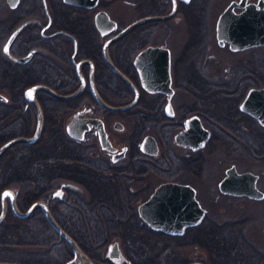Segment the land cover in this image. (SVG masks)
<instances>
[{
	"label": "flooded vegetation",
	"instance_id": "af4514ba",
	"mask_svg": "<svg viewBox=\"0 0 264 264\" xmlns=\"http://www.w3.org/2000/svg\"><path fill=\"white\" fill-rule=\"evenodd\" d=\"M168 3V9L159 10L163 5L162 0H0V80L6 81V86L9 87V96L5 94L7 99H0V103L9 104L6 115L9 117V140L33 137L36 134L39 124L37 102L43 117L41 133L33 143L20 141L9 147V180L0 189V215L3 210V192L9 189L8 194H10L5 195L6 213L0 222V251L12 249L9 247V242L13 238L19 239L22 243L28 242L25 238L35 236L39 239L44 238L40 227L44 222H49L44 210L37 207L27 216L22 214L27 213L36 201H45L55 219L97 264H162L159 258L163 254L192 246L205 248L207 253L205 236H201L198 241V236L191 234L190 227L186 228L184 234H169L153 228L140 215L139 206L149 199L162 182L178 181L193 185L191 182L176 179L161 181L153 188L145 183L149 175L162 170L161 165L164 163L166 164L164 172L169 173L172 163L171 156L168 160H160L164 141L152 133L143 135L142 128L145 125H152L161 131L168 132L171 126L181 125L182 128L174 135L175 142L187 153L199 152L197 157L189 158V163L196 162L195 167L201 170L205 159L203 150L211 148L213 132L206 125L203 110H194L187 117L182 116L181 121H177L174 98L178 86L175 85V80L178 78L184 82L189 81L193 68L196 70L195 79L206 80L207 75L204 76L195 66L210 64L215 67H224V65L228 67L230 61L217 58V50L239 55L246 51L264 49V44L234 49L231 41L225 38L220 41L218 37V23L223 15L240 17L250 9H257L264 16V0H177V11L173 17L179 14L187 21L189 16H196L201 25L199 41L197 44L190 42L186 44L183 54L186 58L183 62H179L181 64L179 70L175 68L176 60L168 41H150L157 35V24H160L162 30L170 33L169 21L173 17L146 21L125 31L127 26L140 18L169 14L173 7V0H168ZM206 18L213 19V25L211 24L210 28ZM209 33L211 39L213 35L218 48L206 46ZM8 39L9 54L4 49ZM146 40L149 42L144 43ZM239 43L238 40L234 41L235 45ZM150 45L168 48L172 57L171 70L175 88L172 97L175 111L173 116L166 113L168 94L163 91H150L142 85L141 70L136 59L138 54ZM106 50L115 65L139 90L137 103L128 109L111 110L105 107L97 100L92 89L93 76L100 96L114 106L126 104L136 96L135 90L109 66L105 57ZM238 67L239 72L242 66L238 65ZM227 70L220 72L227 76ZM252 73L260 75L261 71L254 69ZM111 75L119 84L111 83ZM236 77L238 80L248 79L247 75L243 76L241 73H236ZM39 85L42 87H37ZM262 86L264 85L255 87ZM81 88V92L73 98L62 99L58 96V94H73ZM29 91H32V97L27 95ZM127 91L130 94L128 98ZM112 97L120 100L115 101ZM240 103L238 107L242 111ZM126 111H133V128L131 126L130 133L124 135L123 132H126L127 128L115 115ZM244 113L258 121L249 113ZM194 114H197L203 126L212 132L211 138L205 145L197 149L180 145L175 138L176 134L184 128L185 120ZM75 119L79 121V127H87L82 139L74 138L68 132L69 124ZM94 120L103 122L111 149L103 147L100 131L94 125ZM239 125L238 122L231 124L232 128H239ZM149 134L153 135L158 142L157 154H150L142 148V142ZM253 142L257 144L255 139L251 138L245 148L241 146L245 144L242 141L239 143L238 138L228 139L227 143H233L228 149L237 154L231 156L229 160L225 159L227 154L223 150L218 151L221 174L217 183L218 199L216 200L219 210L223 212L221 223L218 222L220 234L216 256L219 264H223L226 257L229 259L237 257L239 264H254L255 261V264H264V247L251 248L242 240L239 233L245 221L243 213L240 214L242 218L239 217L233 221L224 219L230 211L246 209H250L255 215H261L264 219V149H256ZM62 143L70 147L71 154L61 156ZM220 144L224 145L223 142ZM237 144L240 146H236ZM45 147L53 148L54 154L32 155L29 153L37 148L43 151ZM246 149L249 150L248 154H245ZM122 152L124 155L114 160V157ZM63 158L70 161L64 164ZM77 159L91 169L90 172H86L90 180L83 181V177H81L83 179L79 178L84 175L78 174ZM239 159L246 160L248 165L240 164ZM101 160L107 162L106 167L98 165ZM231 169L233 171L230 173H235L232 189L248 190L251 193L223 191L221 182L229 175ZM245 172L252 173V176L244 179L237 175ZM136 185L139 189L135 187ZM193 186L196 188L195 185ZM141 192H144L145 197L136 202L138 196L142 195ZM80 194L87 201L86 207L90 215L94 212V217L97 218L100 215L98 211L113 210L115 212L110 215V221L118 220L132 224L130 230L134 234L115 237L111 243H105L107 242L105 234L83 235L82 237L95 239L90 241L91 245L84 240L81 241L62 223L77 222L78 211L82 210L81 203L77 199ZM205 208L208 210L207 207ZM124 210L131 213L125 219H116L115 214L118 212L120 214L116 216L123 217ZM85 216L86 214L84 218ZM31 222L38 224V231H36L38 234L32 233V236L29 234ZM100 237L103 241L96 240ZM59 239L64 241L63 247L59 248V253L63 256L60 264L81 263V258L66 239L60 235ZM115 243H117L116 251L113 249ZM196 260L210 264L203 259ZM192 261L194 260L187 261L185 264Z\"/></svg>",
	"mask_w": 264,
	"mask_h": 264
},
{
	"label": "rangeland",
	"instance_id": "374dc122",
	"mask_svg": "<svg viewBox=\"0 0 264 264\" xmlns=\"http://www.w3.org/2000/svg\"><path fill=\"white\" fill-rule=\"evenodd\" d=\"M163 5L159 8V10H166L169 7L168 0H162ZM133 17L135 15H132ZM208 21V28L213 25V19L206 18ZM199 21V20H198ZM188 22V23H187ZM171 23V31L167 33L165 30H162L160 24H157V35L154 36L155 42H163L168 41L169 45L173 49V56L176 60L175 68L177 70L180 69V61L186 56L184 54V49L187 43L191 40H194V37L197 36V33L200 32L199 29L195 27H199L197 24L195 27L182 15H176L171 18L169 21ZM201 26V25H200ZM191 27V28H190ZM149 41H145L144 43H148ZM211 46V48H218L216 43L214 42L213 35L212 39L210 37V33L208 34L206 46ZM217 58L229 60L230 64L228 67H215L208 64L207 66H198L195 68L199 71H202V74L207 75L206 80L202 79L200 84L196 85V91L193 89H189L186 87L179 86L177 88V94L174 98V106L176 109L177 121H181L182 116L187 117L194 110H203V113L207 116V126L211 128L213 132V138L210 142V149L203 150L204 165L201 170H197L195 167L196 162L189 163V158H195L199 155V152L187 153L181 149L175 142L174 135L175 133L182 128L180 125L171 126L170 131H161L155 126L145 125L142 129V134L152 133L157 138L162 139L164 141L161 149L160 160H168L171 156V163L169 173H165L166 164L161 165L162 170H158L157 172L152 173L148 176V179L145 183H147L151 188L156 186L158 183L168 179H176L184 182H191L196 186L197 196L200 200L201 204L207 207V212L205 214V218L201 223L203 226L207 228H213L216 232V237L218 239L219 235V226L218 222L223 218V212L219 210L218 202V188L217 183L220 178L221 165L218 163V155L219 150H223L227 156L225 159L229 160L231 156L237 155L236 153L230 152L231 145L233 143H227L228 139L238 138L239 143L241 141L247 148L249 144V140L254 138L257 144L253 142L254 147L256 149H264V126L260 125L258 121L253 118H250L247 114L239 110V107L236 109L233 106L227 109V112L232 116L233 123L238 122L239 128L230 126V128L224 129V125L219 122V119L224 116L225 106H228L230 103L226 98L228 96V92L235 89L237 87L236 92L234 93L236 98H240L239 103L242 101L244 95L248 89L252 86L264 85V49H256L252 51H246L242 54H230L226 52L216 51ZM181 58V59H180ZM179 59V60H178ZM225 64V63H224ZM236 64V66H235ZM238 65L242 66L240 71L238 72ZM227 70V76H224L225 73H221V70ZM260 70L261 73H252V71ZM176 70V71H177ZM195 69L193 68V71ZM196 70L194 71L195 74ZM236 73H241L243 76L247 75L248 79L245 78L238 80L236 77ZM199 74V73H198ZM214 76V77H213ZM216 76V77H215ZM112 77V75H111ZM236 77V78H235ZM205 78V77H204ZM178 81H181L177 78ZM212 80V81H211ZM243 80V83L241 81ZM6 82V81H5ZM0 80V91L9 96V87L6 86V83ZM112 84H119V82L112 77ZM205 87V89H204ZM188 90V91H187ZM190 91V92H189ZM130 97L129 92L127 91V98ZM115 101L120 100L117 97H112ZM238 103V104H239ZM234 105V103H231ZM9 110V104L7 102L0 103V136L8 139L9 137V117H7V112ZM228 114V115H229ZM133 111H126L120 114H116L115 117L117 119L122 120V122L126 126V132L123 134L127 135L130 133V128H133ZM219 118V119H218ZM232 129L234 134L233 136L229 135L228 130ZM128 130V131H127ZM224 143L222 146L220 143ZM235 145V144H234ZM237 144L236 146H238ZM240 146V145H239ZM223 149H222V148ZM225 148V149H224ZM240 148V147H239ZM227 151V152H226ZM223 152V153H224ZM244 153V152H243ZM240 153V154H243ZM249 150L246 149V153L248 154ZM192 160V159H191ZM240 164L248 165V162L244 159H239ZM99 166L106 167L107 162L105 160H101L98 162ZM9 169V149L2 155L0 158V178L1 176ZM9 180V179H7ZM138 185V184H137ZM137 185L135 187H137ZM139 189V187H137ZM136 188V189H137ZM137 198L136 202H139L140 199L145 197L144 192H141ZM78 202L81 203L82 210L78 211V220L77 222H62L69 230H71L75 235H77L81 241H86L88 245H91L90 241L95 240L90 237L85 238L83 235H104L107 238V242L111 243L115 237H120L123 234L124 230L120 228L125 222H112L110 215L115 212L111 210H100L99 217H94V212H91L86 207V199L83 195H78ZM131 211L124 210L122 214L119 216L115 214V218L125 219ZM245 218L244 223L240 227V232L242 240L245 241L251 248L257 249L259 247H264V219L261 215H255L250 209H246L244 211H234L227 213L224 219H232L229 221H233V219H237L239 217ZM86 214L85 218L84 215ZM90 215V216H89ZM110 221V222H109ZM111 223H118V226L110 227ZM221 223V222H220ZM195 227V226H194ZM42 230L43 237L42 239L35 237H30L28 239L25 238L28 242H20L19 239H11L9 242V247L12 249L6 251H0V260L8 261V262H24L25 264H60V261L63 259V256L59 253V248L63 247L64 241H60L58 233L53 229L51 225L47 222H44L43 226L40 227ZM30 235L32 233H37L38 224L31 222L30 223ZM228 230H225L227 234ZM220 234V233H219ZM32 236V235H31ZM206 241L208 237H205ZM24 240V241H25ZM98 241H103V238H97ZM242 241V242H243ZM14 249V250H13ZM252 249V250H253ZM19 250V251H18ZM251 250V249H250ZM207 253L205 252V248L200 246H192L191 248H180L179 250H172L171 253L163 254L159 261H162V264H185L187 261L203 259L205 261H209V248L207 247ZM256 252V251H255ZM257 253V252H256ZM66 252L64 253V255ZM258 254V253H257ZM255 256V255H254ZM256 257V256H255ZM256 259V258H255ZM254 259V260H255ZM247 260V259H246ZM248 262V260H247ZM256 263V261H255ZM254 263V264H255Z\"/></svg>",
	"mask_w": 264,
	"mask_h": 264
},
{
	"label": "water",
	"instance_id": "95a60500",
	"mask_svg": "<svg viewBox=\"0 0 264 264\" xmlns=\"http://www.w3.org/2000/svg\"><path fill=\"white\" fill-rule=\"evenodd\" d=\"M176 11L177 0H175V3L173 2V7L169 14L152 15L140 18L127 26L125 31L130 30L136 25L145 23L146 21L168 19L170 17H173ZM218 37L220 41H222L223 38L231 41L233 43L232 47L234 49H242L252 45L264 44V16L261 14V11L257 9H250V11L248 10L246 13H244L243 16L240 17H228L226 15H223L218 23ZM235 40L240 41V43L238 45H235ZM4 49H7L5 51L7 54H9V39L6 42ZM105 57L111 69L115 71L129 86H131L135 90L136 96L133 100L126 104L120 106L111 105L107 103L98 93L92 76L91 83L95 97L102 105L111 110H125L134 106L139 98V90L137 86L123 71H121L115 65L107 50L105 51ZM136 62L141 70L142 85L150 91H163L168 94L169 102L166 106V113L169 116H173L175 114V111L172 104V97L175 92V88L173 86L171 70L172 57L170 56L169 49L163 46L150 45L144 48L138 54ZM37 87L42 86L39 85ZM81 90L82 88L77 90L73 94H58V96L62 99H70L78 95ZM0 99L6 100L7 96L4 93L0 92ZM37 107L39 111V124L36 134L33 137H18L11 140L8 139L0 146V157L13 144L20 141L33 143L39 137L42 130L43 117L38 102ZM240 109L254 116L262 125H264V86L250 87L245 98L240 103ZM78 123L79 121L77 119L73 120L68 126V132L72 137L82 139L87 127H79ZM93 123L99 128L100 139L103 147L111 149L112 146L108 140V137L106 136L107 134L103 122L94 120ZM211 134V130L203 126L201 118L197 114H194L185 120L184 128L176 134L175 138L178 144L192 146L193 148L197 149L205 145V143L211 138ZM142 148L150 154H157L159 152L158 142L156 138L150 134L145 136L142 142ZM123 155L124 152H122L119 156L114 157V160L121 158ZM232 171L233 169L229 170V175L225 177L221 182L223 191H234L240 194L251 193L248 190L237 191L232 189V180L235 177V173H230ZM237 175L240 178L248 179L250 176H252V173L245 172ZM252 180L254 181V176L252 177ZM8 192L9 189L3 192V210L2 214L0 215V222L5 217V194ZM37 207H40L44 210L49 224L60 235V237L66 239L73 250L79 255V257L81 258V263L79 264H97L81 249L79 243L69 232H67V230L60 224V222L55 219L47 205V202L36 201L31 206L29 211L22 215H29L31 211ZM206 211V208L202 206L201 202L197 198L196 188L189 183L178 181L162 182L157 186L149 199L139 206L140 215L150 226L158 230H163L169 234L179 235L184 234L187 227L199 225L203 221ZM113 249L114 251L117 250V243L113 245ZM0 264L24 263L0 261ZM188 264L209 263L201 260H194Z\"/></svg>",
	"mask_w": 264,
	"mask_h": 264
},
{
	"label": "trees",
	"instance_id": "16d2710c",
	"mask_svg": "<svg viewBox=\"0 0 264 264\" xmlns=\"http://www.w3.org/2000/svg\"><path fill=\"white\" fill-rule=\"evenodd\" d=\"M181 11H182V9H181ZM187 20L194 27L197 24L199 25V23H200L199 18L196 17V16H189L187 18ZM195 28L199 29L200 28V25H199V27H195ZM198 35H199V33H197V36H195L194 37V40H191L190 43L197 44L198 41H199V38H198L199 36ZM180 62H183V61L181 60ZM190 75H191L190 80L189 81H186V82H184V81H178L177 78H176L175 85L178 86V87L179 86H182V87H186V88H189V89H193L195 91H196V88H195L196 85L200 84V87H202L201 81L198 80V79H195V75H194L193 70H191ZM204 89H205V87H204ZM235 92H236V89H233V90H231V91L228 92L229 93L228 96L222 97V98H226L229 101V103L230 102L231 103H234V105L230 103L228 106H225L224 107L225 108L224 110H226V111L224 112L225 113L224 116H222V118H220V119L218 118L219 119V122L222 124V126L224 125V129H226L227 127L230 128V126H231V124L233 122V118L227 112V109L231 108L232 106L234 108H236V109L238 108V103L240 101V98L238 99V97L236 98V96H234L235 95L234 94ZM203 118H204V120H206V122L208 121L207 120V116L205 114H203ZM228 132H229V135L230 136H233L234 132H233L232 129H229ZM8 139H9V137H8ZM8 139L3 138L2 136H0V146L4 142H6ZM43 149H44L43 151L41 149H39V148L32 149L29 153L32 154V155L54 154V150H52L53 148L45 147ZM60 154H61V156H67V155L71 154L70 147H67L66 144L62 143L61 144V148H60ZM69 161L70 160H66L65 158L62 159V162L64 164H65V162L68 163ZM76 161L78 162L77 163L78 174L84 175V176H80L79 178L80 179H83L84 178L83 181H87V179L90 180V178L87 177L86 172H90L91 169H89L87 167V164L81 162L80 159L79 160L77 159ZM81 177H83V178H81ZM7 179H9V169L0 178V189H2L6 185ZM115 221L116 222H119L118 220H115ZM131 225L132 224H129V223L126 224V223H124L123 225L120 226V228H122L124 230V232H123L124 235L134 234V232L132 230H130V226ZM112 226H118V223H111L110 227H112ZM189 230H192V233H191L192 235L198 236V241H200L199 239H200L201 236L208 237V240L206 241V243H207V247L209 248V253H210L209 254V258H210L209 259V262H210V264H219L218 263V260H217V256H216V248H217V241H218V239L216 237V232L217 231L215 229H213V228H207L206 229V227L203 226L202 224H200L198 226H195V227H190ZM218 235H219V233H218ZM238 260L239 259L237 257L230 258V259L228 257H226L225 258V261L223 262V264H239V261ZM31 264H33V263H31Z\"/></svg>",
	"mask_w": 264,
	"mask_h": 264
},
{
	"label": "snow or ice",
	"instance_id": "6c2138e0",
	"mask_svg": "<svg viewBox=\"0 0 264 264\" xmlns=\"http://www.w3.org/2000/svg\"><path fill=\"white\" fill-rule=\"evenodd\" d=\"M173 2L175 3V0H173ZM5 50H7V49H5ZM27 95H28L29 97H32V91H29V92L27 93ZM5 195H6V196H9L10 194L6 193Z\"/></svg>",
	"mask_w": 264,
	"mask_h": 264
}]
</instances>
